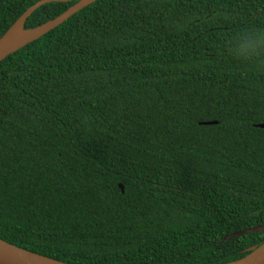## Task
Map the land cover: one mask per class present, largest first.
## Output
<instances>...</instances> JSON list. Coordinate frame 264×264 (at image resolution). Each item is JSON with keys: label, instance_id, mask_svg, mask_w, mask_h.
I'll use <instances>...</instances> for the list:
<instances>
[{"label": "trees", "instance_id": "1", "mask_svg": "<svg viewBox=\"0 0 264 264\" xmlns=\"http://www.w3.org/2000/svg\"><path fill=\"white\" fill-rule=\"evenodd\" d=\"M36 1L0 0V37ZM257 35L264 0H97L7 56L0 237L74 264H220L263 243L224 239L264 223V46L241 48Z\"/></svg>", "mask_w": 264, "mask_h": 264}, {"label": "water", "instance_id": "2", "mask_svg": "<svg viewBox=\"0 0 264 264\" xmlns=\"http://www.w3.org/2000/svg\"><path fill=\"white\" fill-rule=\"evenodd\" d=\"M72 0H38L30 5L6 30V32L0 37V62L4 60L11 53L16 52L20 48L24 47L28 43L40 38L49 31L55 29L63 22L72 17L75 13L79 12L86 6L94 3L97 0H76V3L71 5L61 14L49 19L34 27L26 28L25 24L27 19L39 8L50 2H68ZM25 31L27 39L21 42L18 46L12 49H7L11 36L17 31ZM218 123L217 120L202 121L201 124L211 125ZM256 126L264 128V122L257 123ZM122 192H125L123 183L119 184ZM264 231V223L253 227L233 231L225 235L224 239H232L237 236H242L252 232ZM248 254L245 256L220 263V264H264V242L259 245H252L248 249ZM0 264H74L59 260L53 257H49L44 254L26 249L24 247L13 244L0 237Z\"/></svg>", "mask_w": 264, "mask_h": 264}, {"label": "bare ground", "instance_id": "3", "mask_svg": "<svg viewBox=\"0 0 264 264\" xmlns=\"http://www.w3.org/2000/svg\"><path fill=\"white\" fill-rule=\"evenodd\" d=\"M27 39L26 32L25 31H17L15 32L8 43L7 49H12L18 46L21 42H24Z\"/></svg>", "mask_w": 264, "mask_h": 264}, {"label": "clouds", "instance_id": "4", "mask_svg": "<svg viewBox=\"0 0 264 264\" xmlns=\"http://www.w3.org/2000/svg\"><path fill=\"white\" fill-rule=\"evenodd\" d=\"M256 40L258 41V43H253L250 46L242 44L241 48L242 49L246 48L249 53L257 52L259 46H264V37H260L259 35H257ZM244 58L248 59L250 58V56H245Z\"/></svg>", "mask_w": 264, "mask_h": 264}]
</instances>
